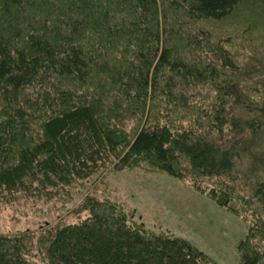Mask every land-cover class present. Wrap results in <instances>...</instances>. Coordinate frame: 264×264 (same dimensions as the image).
Instances as JSON below:
<instances>
[{
    "label": "trees",
    "instance_id": "1",
    "mask_svg": "<svg viewBox=\"0 0 264 264\" xmlns=\"http://www.w3.org/2000/svg\"><path fill=\"white\" fill-rule=\"evenodd\" d=\"M263 127L264 0H0V208L158 172L241 219L238 264H264V185L231 177ZM66 215L0 233V264H215L108 198Z\"/></svg>",
    "mask_w": 264,
    "mask_h": 264
},
{
    "label": "rangeland",
    "instance_id": "2",
    "mask_svg": "<svg viewBox=\"0 0 264 264\" xmlns=\"http://www.w3.org/2000/svg\"><path fill=\"white\" fill-rule=\"evenodd\" d=\"M242 149V150H241ZM235 159L231 177L242 188L264 185V127L245 131L244 144ZM107 173L87 181L65 203H29L26 207L0 208V233H37L68 216L82 196L108 198L145 229L183 238L215 264H238L236 244L244 237V222L195 192L187 181L158 172ZM84 214L79 216L83 218Z\"/></svg>",
    "mask_w": 264,
    "mask_h": 264
}]
</instances>
